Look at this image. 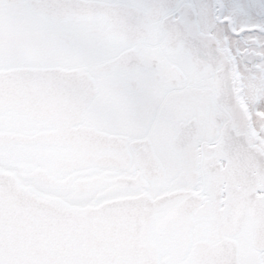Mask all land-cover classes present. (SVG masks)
<instances>
[{
    "label": "snow or ice",
    "instance_id": "obj_1",
    "mask_svg": "<svg viewBox=\"0 0 264 264\" xmlns=\"http://www.w3.org/2000/svg\"><path fill=\"white\" fill-rule=\"evenodd\" d=\"M0 264H264V0H0Z\"/></svg>",
    "mask_w": 264,
    "mask_h": 264
}]
</instances>
